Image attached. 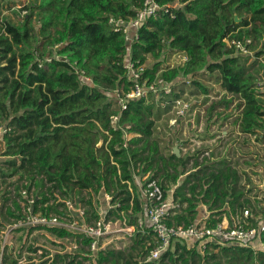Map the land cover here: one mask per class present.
Segmentation results:
<instances>
[{"label":"trees","instance_id":"16d2710c","mask_svg":"<svg viewBox=\"0 0 264 264\" xmlns=\"http://www.w3.org/2000/svg\"><path fill=\"white\" fill-rule=\"evenodd\" d=\"M155 1L170 5V12L148 17L138 30L132 60L146 64L151 56L155 61L146 68L141 82L149 79L151 83L160 73L174 87L189 76L195 78L192 84L202 93L210 94L213 88L198 78L214 79L222 91L242 99L241 130L250 134L264 130V93L259 91L255 75L258 56L264 49L248 64L250 55L240 54L226 42L244 37L264 42V0ZM17 2L0 0V127L8 129L0 140L6 144L3 155L12 157L3 166L21 172L29 179L30 188L34 184L40 189L34 195L35 213L66 215V201L73 199L85 208L86 222L93 223L101 217L92 193L106 192L112 197L107 219L128 217L127 224L136 225L138 215L144 217V205L135 184V164L146 163L141 172H153L159 148L154 142L148 154L145 146H138L143 136L152 133L149 118L153 104L142 97L129 100L123 109L115 98L116 90L129 91L133 81L124 65V35L115 31L109 20H129L144 0H32L24 7L29 9L28 16L15 23L4 11ZM34 14L41 22L39 26L33 22ZM57 45V52L66 58L53 54ZM165 48L184 53L187 60L167 69L163 65ZM181 85L185 89V81ZM114 116H118L116 124ZM130 133L139 135L128 139ZM196 155L198 151L181 159V171L174 152L170 157H160L168 162L167 171L158 180L165 190H169L166 180L178 183L186 172L187 158ZM221 164L202 166L195 161L197 169L174 189L179 206L168 223L188 226L198 221L206 206L212 212L208 225L214 226L222 220L226 199L233 213L248 202L238 172ZM154 172L152 178L157 177ZM1 173L10 175L0 167ZM36 175L42 176L44 183L36 181ZM46 184L49 186L45 188ZM75 189L78 198H71ZM83 190L90 192L88 199L80 195ZM13 206L8 208V215L19 217L22 207L18 200ZM44 229L62 238L75 237L83 247L78 252L94 239L64 227ZM153 234L151 227L140 232V241L151 242L146 255L155 246ZM261 244L264 232L254 246L209 243L204 253L198 243L175 240L158 259L144 258L137 264H264V250L257 248ZM119 252L99 248L86 250L83 255L58 257L62 264H81L77 261L80 256L93 259L95 264H117Z\"/></svg>","mask_w":264,"mask_h":264},{"label":"rangeland","instance_id":"374dc122","mask_svg":"<svg viewBox=\"0 0 264 264\" xmlns=\"http://www.w3.org/2000/svg\"><path fill=\"white\" fill-rule=\"evenodd\" d=\"M17 4L12 8L4 11L5 16L12 22L21 23L25 20V16L29 14V9L24 7L32 0H17ZM37 11V10H36ZM33 19L37 26L41 24L37 15L34 14ZM240 21V20H239ZM253 45H251L252 54L248 64L258 56L257 54L264 49V42H257L252 39ZM58 46L53 48V54L66 58L65 55H61L57 52ZM60 47V46H59ZM163 55H166V61L164 66L167 69L183 65L186 61V55L182 52L172 51L170 48H165ZM258 62L256 65L255 75L257 76L256 82L258 83V89L261 93H264V53L258 56ZM154 59L148 56L146 66L151 67L154 64ZM162 66V67H164ZM259 72V73H258ZM160 73H159V76ZM192 78V77H191ZM183 77L177 85L173 87L172 94L165 95L162 87H157L152 91L147 89L146 94L143 96L146 102L152 103V115L149 120L152 122L151 135L149 137H142V141L138 143L139 147L145 146L146 153H151V145L158 143L159 153L154 161L153 172H141L143 167H146V163L138 162L135 164V173L138 175L141 181L145 179L147 175L151 177L156 171L157 177L154 179L161 180L162 174L167 170L166 161L160 157H170V154L174 152V148H179L180 157L177 161L179 166L178 171L182 170L183 157L198 151V155L187 158L184 168L185 173L180 175L178 183L170 179L173 182H169V179L165 182V187L174 189L197 168H194L195 161L198 160L202 163H223L221 165H229L236 170L240 175V186L247 189L261 190L264 188V130L258 131L256 135L246 133L241 130L240 124L242 120L243 106H240L242 99L239 95H232L226 93L219 88L218 83L214 79L198 78L204 85H209L213 88L210 94L202 93L199 87L194 86L193 78ZM209 79V80H208ZM186 83L185 89L182 87V82ZM115 98L118 99L117 93H114ZM264 97V96H263ZM142 98V97H141ZM181 98L188 104V108L184 115L178 116L177 121L173 122L176 114V107L174 100ZM139 99V98H138ZM230 101L229 103H225ZM215 106V107H214ZM226 132V133H225ZM139 134L130 133L127 137L131 139ZM102 141L100 142V145ZM6 148L5 142L0 140V167L1 169L9 173L10 175L4 177L0 176V246H5L4 236L9 235V243L18 247L37 246L44 247V250H40L37 253L43 254L45 259H54L57 255V251L65 249L70 251L74 245V238H60L56 234L51 233L47 229H29L18 228L16 231L11 232L9 227L16 220L15 217L9 216L7 211L9 207H13L14 200H18L21 204H24L22 200V190L30 188V181L27 177L23 176L21 172L15 173L14 169H9L3 166L5 161L12 159V157L3 155ZM205 160V162H204ZM160 167V168H158ZM173 172L174 169L169 167ZM138 173V174H137ZM152 178V177H151ZM36 181L44 183L42 176L36 175ZM136 181V180H135ZM165 181V180H164ZM49 186L48 184L45 185ZM19 187V188H18ZM44 189V188H43ZM76 190L71 198H78ZM29 192L32 195H37L40 189L36 185L32 184ZM21 193V195L19 194ZM90 192L83 190L80 194L86 199L89 198ZM60 197H62L59 194ZM93 200L98 202L96 204L100 217L105 216L109 207L111 206L112 197L102 192L99 195L92 193ZM73 200V199H71ZM74 209L72 213L78 218L77 208L82 207L81 204L77 205V202L72 201ZM76 208V209H75ZM69 210V209H68ZM70 212V211H69ZM60 217L66 216L53 213ZM113 219V231L106 237L99 240V247L106 250H112L121 252L117 264H137L138 261H142L147 257L144 252L150 245L149 240L140 241V233L135 228H132L127 224L128 217L118 218L116 216L111 217ZM111 219V220H112ZM143 233V232H142ZM79 244V243H77ZM79 248L82 245H78ZM87 247V246H85ZM258 249L264 250V245H257ZM119 252V253H120ZM68 253V252H67ZM75 253H83V251ZM38 257V256H37ZM44 259V260H45ZM79 260L82 258H78ZM84 264H95V261L87 260L83 261Z\"/></svg>","mask_w":264,"mask_h":264},{"label":"built area","instance_id":"2783aa9c","mask_svg":"<svg viewBox=\"0 0 264 264\" xmlns=\"http://www.w3.org/2000/svg\"><path fill=\"white\" fill-rule=\"evenodd\" d=\"M160 12H170V5H161L155 0H144L136 15L129 20L116 17H111L109 20L113 29L122 32L124 35L126 42L124 65L130 79L133 81L129 91L124 93L115 91L118 97L117 100H119L123 109L127 108L129 100L143 97L147 89L154 91L160 86L165 95L170 96L173 92L172 82L162 77H157L151 83L149 79L141 82L140 78L146 71L147 66L144 63L133 61L131 56L132 45L139 38V28L148 17H155ZM226 42L240 54H252V38L250 37L229 38L226 39ZM51 59V57L47 58L49 61ZM86 81H89L88 77H86ZM174 105L177 109V116L172 121L176 122L178 116H182L186 112L188 104L181 98H177L174 100ZM117 121L118 116H114L113 123L116 124ZM7 130L4 127H0V136L6 133ZM140 193L145 200V217H138L136 225L131 227L143 229L148 223L154 233L155 246L150 250L146 261L158 259L175 240L198 243L199 250L204 253L209 243L221 246H254V243L260 240L264 232V199H259L256 202L257 204L253 206L242 207L231 219L224 214L222 220L214 226L208 225L212 212H209L204 218H200L198 221L185 226L183 224L168 223L170 217L176 213L174 208L178 207L179 204L168 194L169 192L163 188L157 179L147 175L142 181ZM22 196L24 198L23 214L10 225L9 229L11 232L16 231L18 228L64 227L74 233L83 234L85 237H93L94 239L88 247L92 251H96L99 248L100 238L112 230V221L107 219V213L99 220L88 223L86 222L84 207L77 204L79 207L75 209L78 212V218L72 213L74 209L72 200L66 201L69 210L67 209V214L64 215L66 216L65 218L53 213L49 215L41 211L35 213L33 210L35 196L29 192L28 188L22 190ZM119 205L120 203L115 205V207ZM214 217L218 218V216ZM7 236L9 235L5 233L4 244H6ZM81 239L83 238L81 237ZM78 245L75 244L74 247H78ZM0 264H4L1 251Z\"/></svg>","mask_w":264,"mask_h":264},{"label":"crops","instance_id":"0c3cea01","mask_svg":"<svg viewBox=\"0 0 264 264\" xmlns=\"http://www.w3.org/2000/svg\"><path fill=\"white\" fill-rule=\"evenodd\" d=\"M254 135H256V134H254ZM135 180H136L135 181V184L137 186V189H138V192L140 194L141 200L143 201L144 210H145V200H144L143 196L140 193V187H141L142 181L140 180V178H138V175H136V173H135ZM174 189L173 190L172 189L167 190L169 192L168 194L170 196H172V197H173ZM130 190L133 191V188L130 187ZM247 190L248 191H247V193H246V195H245L244 198H247V201L248 202L246 204H244L243 207L253 206V205L257 204L256 202L259 199H264V188H262L261 190H253V191H252V189H247ZM173 199H174V197H173ZM22 200L24 201L23 196H22ZM21 207H22V212L21 213H18L19 214V217L23 214L24 204H21ZM110 207H109V209H110ZM109 209H108V211H109ZM226 209L228 211H226ZM221 210H223V215L225 214L226 216H228L231 219L232 216H235V214L240 209L236 213H233L231 211L230 207H229V201H228V199H226L225 205L223 206V208ZM108 211H107V213H108ZM209 212H211V211H209L207 209V207L204 206L203 215L200 218H204ZM223 215H222V217H223ZM140 216L143 217L142 215H138V217H140ZM19 217H15V219H17ZM111 217H113V216H111ZM111 217L108 218V220L113 221V219ZM144 217H145V212H144ZM113 223L114 222L111 223L112 230L110 232H108L106 235H109L114 230L113 229V225H114ZM130 226H132V225H130ZM147 227H150L148 225V223L146 224V226L143 229H139L138 227H136V229L138 230L139 233L140 232L141 233L142 232L145 233ZM29 229H31V228H29ZM41 229H43V228H41ZM106 235L102 236L101 238L106 237ZM58 237H60V236H58ZM60 238H62V237H60ZM63 238H70V237H63ZM73 238H74L75 244H77L76 238L75 237H73ZM153 238L156 241L154 234H153ZM78 249H80V248L79 247H73L70 251H66L65 249H62L61 251H57L56 252L57 255H56V257L54 259L47 260V259H45V256L42 257L43 254L37 253L40 250H44V247H39L38 248L37 246H31L30 245L29 247H18V248H16L14 245H11L9 243V236H7V240H6L5 246L4 247L3 246H0V251L2 252V261L4 262V264H52L54 261H57V264H62L61 258L58 257V255H64V254H67V252L69 254H74L75 251L78 250ZM86 250L92 251L90 249V247H84V249L82 250L83 251L82 255L84 254V251H86ZM70 258L71 257L69 256L67 258V261H69ZM78 258H82V257L80 256ZM78 258H77V261H81V264H84L83 261H87V260L88 261L89 260L94 261L93 259H87V260H85V259L82 258V259L79 260ZM75 264H78V263H75Z\"/></svg>","mask_w":264,"mask_h":264},{"label":"water","instance_id":"95a60500","mask_svg":"<svg viewBox=\"0 0 264 264\" xmlns=\"http://www.w3.org/2000/svg\"><path fill=\"white\" fill-rule=\"evenodd\" d=\"M236 20L237 21H239V20H241V18L239 19V18H237V16H236ZM174 153L178 156V157H180V155H181V153H180V150H179V148H174Z\"/></svg>","mask_w":264,"mask_h":264}]
</instances>
